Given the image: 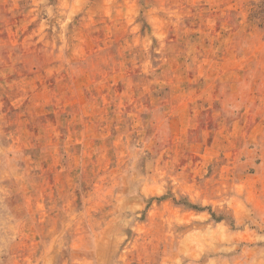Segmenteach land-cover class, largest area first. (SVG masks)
I'll return each instance as SVG.
<instances>
[{
  "label": "rangeland",
  "instance_id": "obj_1",
  "mask_svg": "<svg viewBox=\"0 0 264 264\" xmlns=\"http://www.w3.org/2000/svg\"><path fill=\"white\" fill-rule=\"evenodd\" d=\"M0 264H264V0H0Z\"/></svg>",
  "mask_w": 264,
  "mask_h": 264
}]
</instances>
